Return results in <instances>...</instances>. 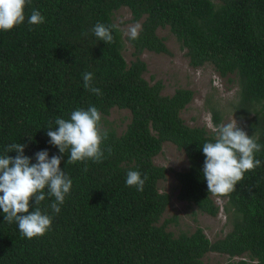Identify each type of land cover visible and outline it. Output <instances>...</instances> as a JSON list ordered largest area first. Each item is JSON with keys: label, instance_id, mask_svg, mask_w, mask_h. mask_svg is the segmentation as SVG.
Segmentation results:
<instances>
[{"label": "trees", "instance_id": "trees-1", "mask_svg": "<svg viewBox=\"0 0 264 264\" xmlns=\"http://www.w3.org/2000/svg\"><path fill=\"white\" fill-rule=\"evenodd\" d=\"M122 5L133 20L142 18L139 38L127 37L134 54L169 52L156 31L167 25L191 65L210 62L219 74H233L239 93L233 110L249 117L247 134L264 145V0H32L22 25L0 31V156L15 157L17 152H6L15 143L26 145L32 163L41 150L50 158L62 155L61 168L72 189L59 213L45 189L39 208L52 218V227L42 237H24L0 209V264H204L209 251L227 254L225 264H264V148L255 154L261 165L246 172L235 191L221 196L231 218L224 236L211 240L200 226L175 234L167 228L170 219L160 222L170 194L158 186L167 168L153 157L166 140L188 160L176 172L178 198L217 213V195L209 193L202 174V145L214 142L215 133L181 117L192 89L163 94L161 80L143 76V59L136 55L126 61L121 30L113 20ZM33 9L44 23H28ZM97 23L117 26L114 42L94 35ZM85 72L93 74L92 86L102 95L85 89ZM90 106L102 117L113 106L127 108L130 120L120 132L104 129L102 162L67 164L69 153L50 144L47 131L58 127L57 118L69 120L72 111ZM212 116L219 125L217 108ZM129 170L147 175L142 192L126 186Z\"/></svg>", "mask_w": 264, "mask_h": 264}, {"label": "clouds", "instance_id": "clouds-1", "mask_svg": "<svg viewBox=\"0 0 264 264\" xmlns=\"http://www.w3.org/2000/svg\"><path fill=\"white\" fill-rule=\"evenodd\" d=\"M32 0H0V31H10L22 25L26 19V8ZM45 22V17L33 9L28 16V23L39 25ZM116 25L107 26L97 23L92 29L94 35L109 44L114 42L112 30ZM140 25L130 26L127 35L135 40L139 38ZM87 35V33H85ZM85 89L93 94L102 95L99 88L93 87V74L83 73ZM58 127L49 128L47 136L49 143L56 146L61 154L69 153L67 164L75 162L87 163L89 160L100 163L104 159L103 141L107 139L104 131L102 115L95 106L87 110L80 108L71 112L70 119L57 118ZM215 133L214 142H205L202 151L205 161L202 169L203 178L207 182L209 193L226 196L235 191L237 183L248 171H254L261 165V160L255 158L264 145L256 141L255 136H249L238 122L221 123L211 126ZM26 145L10 144L6 152L18 154L0 156V209L9 223L15 221L21 234L28 238L44 236L52 227V218L42 214L39 204L47 195L54 197L51 208L55 213L61 211L60 205L72 189V180L61 168L62 155L51 158L47 150L35 154L36 163L25 155ZM111 152V148H108ZM87 171V167L84 169ZM147 175L129 170L126 176V186L143 191ZM32 202L35 210L30 211Z\"/></svg>", "mask_w": 264, "mask_h": 264}, {"label": "rangeland", "instance_id": "rangeland-1", "mask_svg": "<svg viewBox=\"0 0 264 264\" xmlns=\"http://www.w3.org/2000/svg\"><path fill=\"white\" fill-rule=\"evenodd\" d=\"M218 1V0H214ZM113 20L121 30L123 38L122 52L127 62L138 55L146 62L143 76L150 82L161 80L163 94H171L176 88L185 87L193 90L192 99L181 109L180 115L190 125H205L212 129L216 126L213 121L212 108L219 110L221 123L238 122V126L247 132L246 123L249 117L239 116L233 110V103L238 98V84L233 74L223 76L219 74L210 62L193 66L189 62L186 48L176 38L169 26L157 28V34L164 39L169 52H156L143 49L134 54L128 35L130 26L139 24L142 18L132 19L130 9L122 5L113 12ZM230 76L232 79L228 78ZM127 108L113 106L110 112L102 117L103 128L112 127L122 131L130 120ZM154 163L167 168L166 175L158 181L160 190L170 194V202L163 211L160 222L170 219L167 228L175 234L181 231L191 232L196 226L203 228L206 235L214 240L224 236L231 228V218L225 210L226 198L214 196L219 209L212 215L200 211L194 204L178 198L179 183L176 172L188 165L185 152L173 142L163 141L160 151L153 157ZM228 256L224 253L209 251L203 256L204 264H225Z\"/></svg>", "mask_w": 264, "mask_h": 264}]
</instances>
